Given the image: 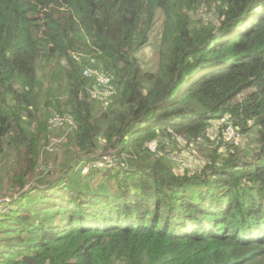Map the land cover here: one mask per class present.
I'll use <instances>...</instances> for the list:
<instances>
[{"label": "trees", "instance_id": "16d2710c", "mask_svg": "<svg viewBox=\"0 0 264 264\" xmlns=\"http://www.w3.org/2000/svg\"><path fill=\"white\" fill-rule=\"evenodd\" d=\"M203 4L217 28L194 24ZM159 12L149 75L137 54ZM98 73L115 88L106 108ZM54 114L73 123L61 151L85 154L37 181ZM226 116L221 131L264 142V0H0V159L15 188L1 194L0 176V264H264V146L212 151L192 176L150 148L207 138ZM101 137L125 167L84 172Z\"/></svg>", "mask_w": 264, "mask_h": 264}, {"label": "rangeland", "instance_id": "374dc122", "mask_svg": "<svg viewBox=\"0 0 264 264\" xmlns=\"http://www.w3.org/2000/svg\"><path fill=\"white\" fill-rule=\"evenodd\" d=\"M192 18L194 20V24H212L214 28H217L221 23L219 15L214 10V8L212 6H206L205 4L201 5L200 7H196V9L192 11ZM163 24L164 15L159 12L157 21L150 31L148 42L137 54L140 65L149 75H153V73L158 69L161 52V40L163 35ZM39 73L40 76L43 75L42 71ZM253 91V88L245 90L235 98L234 102L238 103L245 101L247 99V95ZM112 93L113 92L111 91H109V93L106 91H101L98 88L92 91L91 98L97 101L99 106L106 108L115 95ZM53 117L60 120L62 124L58 127H50L51 132L47 142L39 141L41 146L39 149V158L43 159V161L46 163L39 164L38 172L35 173L33 177V179H37V181H55L61 175V172L65 170V168H63L64 165H75V162L85 154L84 152H80L78 149L72 152V154H68L67 152L63 153V150L61 151V146H63L64 142H66L68 138V135L71 133L70 128L73 127V123L63 115L54 114ZM213 122L212 127L208 128L206 134L209 141L207 138L200 136L196 141H193L191 144H189L181 136L178 138L168 137L166 140H163L159 137L158 139L162 141L163 144H160L158 140H155L150 144V148H152L151 146L153 145L155 146V150L152 152L157 158L163 155L167 156L168 162L172 165V171H174L175 174L183 176L184 174L188 173L189 176H192L196 173L200 174L206 163L212 162V159H208L212 151H217L218 154L223 152L227 155H230L226 153L227 150L230 149L228 145L235 144V146L240 148L236 150V152L240 151V156H246L249 154V157H252L258 153L260 149H262V146H264L263 141L258 143L255 142L257 133L254 131L244 134L238 130L231 129L232 138L229 139L227 136H225L224 129L221 131V125H219V122L217 121L218 125L214 124ZM253 122L255 121H250L249 124L252 125ZM221 138L224 141L223 143H220ZM114 142L117 143L116 138H114ZM105 143L106 140L104 137H101L102 146L95 148L92 153L89 154V159H97L101 158L102 156H107L109 159H111V161H113L115 165L119 164L118 168L125 167V161L118 163L119 161L117 162V160L113 159V152H115V150L105 149ZM10 156L11 155H7L5 158L0 159V176L3 179L2 189L4 190L1 194L10 193L15 189L13 188L11 180L8 177V170L11 168V162L9 159ZM71 157H74L72 162L70 161ZM34 184L35 182H33L32 186Z\"/></svg>", "mask_w": 264, "mask_h": 264}, {"label": "built area", "instance_id": "2783aa9c", "mask_svg": "<svg viewBox=\"0 0 264 264\" xmlns=\"http://www.w3.org/2000/svg\"><path fill=\"white\" fill-rule=\"evenodd\" d=\"M85 74L89 75V70L85 71ZM97 76H98L99 86H96L95 89L99 88L101 91H106L108 93H109V91H111L113 93L115 92L114 85L111 82L112 78L110 76L105 75V74H101V73H98ZM54 117L50 118L49 127H58L59 125L62 124V122H60V120H58L57 118H54ZM226 117L223 118L222 120L218 121V122L220 123L221 121H223V122L226 121L228 119V117L227 118ZM218 122L215 121L214 124H217ZM227 124H228V126H227L228 129L226 128L224 130V133H225V136H227L229 139H231L232 138L231 129H233V130H237V129H235V127L233 126V124L231 122H228ZM151 147H152L151 148L152 151H154L155 150V146L153 145ZM115 155H116L115 152H113V159L117 160V162H118L119 159ZM118 163H121V161L118 162ZM87 165L88 166H85V168H84V172H87L88 169L90 170L92 168H98V169L105 168V169H108V168H118V166H119V164L115 165L113 163V161H111V159H109L107 156H102L101 158H97V159H89V163ZM123 165H124V163H123ZM10 200H11L10 196H7L6 198H1L0 199V206H2V207L6 206L5 202L10 201ZM2 201H4V202H2Z\"/></svg>", "mask_w": 264, "mask_h": 264}]
</instances>
